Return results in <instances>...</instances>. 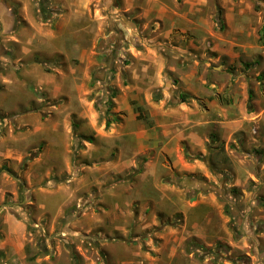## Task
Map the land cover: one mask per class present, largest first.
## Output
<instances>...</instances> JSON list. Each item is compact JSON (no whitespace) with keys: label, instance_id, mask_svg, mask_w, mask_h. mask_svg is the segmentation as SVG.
Returning <instances> with one entry per match:
<instances>
[{"label":"crops","instance_id":"0c3cea01","mask_svg":"<svg viewBox=\"0 0 264 264\" xmlns=\"http://www.w3.org/2000/svg\"><path fill=\"white\" fill-rule=\"evenodd\" d=\"M93 4L99 5L97 0H47V14L39 0H0V67L11 72L0 76V94L4 98V91L16 85L29 96L28 84L37 82L48 99L61 103L72 100L76 86L81 102L87 93L80 87L94 82L102 86L98 99L108 101L111 94L105 88L113 78L110 108L117 121L111 132L97 129L95 111L79 113L83 128L94 133L81 149V171L98 173L85 180L103 187L112 179L104 194L111 198L112 213L151 214L154 219L177 215V221L163 229L178 234L161 236L158 257L150 251L135 254L149 264H172L179 247L193 255L201 247L222 244L228 247L225 254L242 251L247 264H264V159L256 162L257 145L243 143L253 120L250 105L240 96L221 102L206 94L201 87L205 78L193 64L189 69L180 66L176 51L171 59L154 45L117 48L115 53L98 47L100 19L93 13L88 16ZM152 7L161 13L166 10L159 0ZM199 51L195 46L191 53ZM105 70L109 72L103 79ZM138 105L145 107L142 117L135 109ZM68 116L63 113L64 119ZM50 123L56 131L67 126L61 115ZM21 152L9 148L0 154L18 162ZM50 153L40 152L37 162H50ZM143 185L149 191L147 198L120 201L132 189L140 192ZM7 222L8 238L17 237L13 261H25L22 223L10 218ZM116 244L108 247L112 263L131 264ZM180 255L186 256L183 249Z\"/></svg>","mask_w":264,"mask_h":264},{"label":"rangeland","instance_id":"374dc122","mask_svg":"<svg viewBox=\"0 0 264 264\" xmlns=\"http://www.w3.org/2000/svg\"><path fill=\"white\" fill-rule=\"evenodd\" d=\"M127 1L97 0L98 7L93 4L88 10L89 17L93 13L100 19L97 46L115 53L117 48L154 45L171 59L174 51L178 52L180 66L189 69L193 64L205 78L201 87L206 94L221 102L240 96L246 106L250 105L253 120L243 143L257 145L256 162L264 159V0H159L166 8L162 13L152 7L156 0H133L131 6ZM195 46L200 51L191 53ZM6 70L0 67V76L11 74ZM45 70L49 68L45 66ZM108 72L101 73L103 79ZM112 80L105 89L115 97ZM28 85L29 96L16 85L4 91V98L0 94V152L6 153L9 148L22 151L18 162L0 154V264H114L108 247L116 241L119 254L129 258L131 264H149L135 253L150 251L158 257L161 236L174 238L178 234H167L163 229L177 221V215L154 219L151 214L112 213L111 198L104 195L112 179L105 184L108 187L90 185L85 179H94L98 173L81 171V149L94 133L83 128L85 122L79 113L95 111L96 127L106 133L117 121L113 107L106 106L107 100L98 99L102 86L92 82L89 88L80 87L90 89L83 91L87 94L81 102L73 86L72 100L61 103L48 99L37 82ZM135 109L142 117L145 107L138 105ZM63 113L69 116L64 119ZM59 115L67 126L56 131L50 121ZM37 125L40 128L36 129ZM45 150L51 152L50 162H37ZM144 186L140 192L132 189L120 201L139 195L147 198L149 191ZM9 218L22 223L25 261H13L17 237L13 234L8 238ZM148 223L149 228H141ZM215 247L208 246L193 255L185 246L179 247L176 260L171 262L242 264L241 258L246 257L242 251L216 256L211 252ZM182 249L189 261L180 255Z\"/></svg>","mask_w":264,"mask_h":264},{"label":"trees","instance_id":"16d2710c","mask_svg":"<svg viewBox=\"0 0 264 264\" xmlns=\"http://www.w3.org/2000/svg\"><path fill=\"white\" fill-rule=\"evenodd\" d=\"M40 2V5H41V10L44 12V13H47L48 14V7H47V0H39ZM112 96L109 97L108 101H107V105L108 107L112 106ZM140 116V115H139ZM140 118V117H139ZM202 249H206V247H201ZM225 251H228V247H226L225 245H217L211 252L214 253L216 256H220L222 254H224L223 252ZM226 258H229L228 256H226ZM247 260V257H242L241 258V261H246Z\"/></svg>","mask_w":264,"mask_h":264},{"label":"built area","instance_id":"2783aa9c","mask_svg":"<svg viewBox=\"0 0 264 264\" xmlns=\"http://www.w3.org/2000/svg\"><path fill=\"white\" fill-rule=\"evenodd\" d=\"M241 263H242V264H247V262H246V261H242Z\"/></svg>","mask_w":264,"mask_h":264}]
</instances>
